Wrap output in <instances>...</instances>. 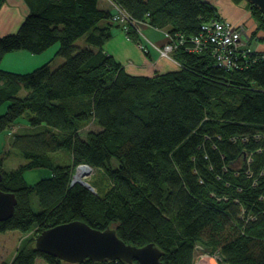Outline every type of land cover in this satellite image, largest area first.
Segmentation results:
<instances>
[{
  "label": "trees",
  "instance_id": "1",
  "mask_svg": "<svg viewBox=\"0 0 264 264\" xmlns=\"http://www.w3.org/2000/svg\"><path fill=\"white\" fill-rule=\"evenodd\" d=\"M100 1L30 0L18 30L0 35V106L8 102L0 133L26 113L31 125L50 126L15 134L13 145L27 159L18 168L6 170L0 160V188L18 197L0 231H37L0 264H37L39 257L63 264L36 249L35 239L76 219L100 229L116 225L123 239L139 246L154 242L165 264H196L198 246L223 264H264V51H235L236 66L228 68L217 63L211 43L201 52L179 45L177 69L131 74L104 50L120 24ZM114 1L133 19L188 38L222 18L206 0ZM248 2L260 20L252 36L263 39L264 14ZM125 33L142 41L133 24ZM82 36L85 46L76 44ZM55 45V56L65 58L56 69L53 57L28 72L1 66L9 52L42 54ZM92 121L99 129L83 137L80 129ZM60 150L68 151L70 163L53 160ZM83 163L102 170L109 184L91 180L95 193L72 183ZM37 167L51 175L29 184L25 173Z\"/></svg>",
  "mask_w": 264,
  "mask_h": 264
},
{
  "label": "crops",
  "instance_id": "2",
  "mask_svg": "<svg viewBox=\"0 0 264 264\" xmlns=\"http://www.w3.org/2000/svg\"><path fill=\"white\" fill-rule=\"evenodd\" d=\"M218 7L220 15L233 22H246L251 24L254 29L253 20H249L250 14L244 10V7L237 6L231 0H206ZM100 6L112 11L113 7L108 0H101ZM31 11L30 0H0V35L12 33L18 30L26 15ZM142 34L158 44L167 41V28H155L144 22L140 25ZM264 38V33H260ZM259 51H264V39L258 43H252ZM57 45L52 47L53 51H45L42 54H33L26 50H16L7 53L1 63L2 68L17 72H28L36 67L50 61L52 55H55ZM104 50L113 55L114 58L125 66L126 70L135 75H154L156 73H165L178 68V62L172 59L160 56L157 51L146 54L140 49L138 44L132 41L120 27L113 28V36L104 46ZM49 52V53H48ZM132 61L133 64H128Z\"/></svg>",
  "mask_w": 264,
  "mask_h": 264
},
{
  "label": "water",
  "instance_id": "3",
  "mask_svg": "<svg viewBox=\"0 0 264 264\" xmlns=\"http://www.w3.org/2000/svg\"><path fill=\"white\" fill-rule=\"evenodd\" d=\"M264 14V0H247ZM3 172L0 168V182ZM97 193L87 181H74ZM18 204L15 192L0 188V221L11 218ZM35 248L65 262L80 263L86 259L108 261L122 259L128 264H165L163 251L154 243L143 246L123 239L116 225L100 229L84 220L76 219L43 230L35 239Z\"/></svg>",
  "mask_w": 264,
  "mask_h": 264
},
{
  "label": "rangeland",
  "instance_id": "4",
  "mask_svg": "<svg viewBox=\"0 0 264 264\" xmlns=\"http://www.w3.org/2000/svg\"><path fill=\"white\" fill-rule=\"evenodd\" d=\"M108 1L111 4V6L113 7V9H115L116 5H118L117 2L114 0H108ZM231 1L234 4H236L237 6L240 5V7H242V6L244 7V10L250 14L249 20H251V19L253 20L255 27L253 29L252 25L248 24L247 21L246 22L245 21L244 22H233L230 20L229 21L233 25L237 26L238 29L240 27H242V29L239 31L242 32L244 30L246 32L247 37L243 36L244 41H246L245 42L246 45L251 46V44L255 41L260 43V41H262V39L252 36L255 28L258 27L260 20L258 18H256L251 4L247 0H239V1L231 0ZM210 3H212V2H210ZM212 4L215 5V3H212ZM126 14L128 15V13H126ZM120 23H119L120 28L125 29L126 22H120ZM124 32H125V30H124ZM166 36H167V33H166ZM165 43H163V44L156 43V44H158L160 46H164ZM76 44L79 46H85L87 44L86 36H82L81 38H79L76 41ZM137 44L140 47V44L139 43H137ZM53 48H54V46H53ZM140 49L143 51V49L141 47H140ZM50 50L52 53L53 49L50 48ZM50 50H48V51H50ZM152 51L153 52L157 51L158 54L161 56L159 50L152 48ZM171 55L173 57V52L171 53ZM52 57H53V59L51 61L52 69H56L65 61V58L63 56H59V55L53 56L52 55L50 58H52ZM172 60L175 63H177V60L174 57ZM128 64H133V62L129 61ZM26 93H27V90L25 88H22L21 91L19 92V95L24 96V95H26ZM7 104H8V102H5L2 106H0V113H3L5 111ZM49 129H50V126L45 124V123L41 124V125H31L29 123L28 114L26 113V114H24V116L19 118L17 120V122L12 127L1 132L0 133V160H3L4 169L12 170V169L18 168L22 163H25L27 161V159L13 145V139H14L15 134H17V133H21V134H23V133H36V132H40V131H47ZM98 129H99V125L96 122L92 121L89 124L82 127L80 129V133L82 134L83 137H85L89 131H91V130L96 131ZM52 157H53V160L59 164H67V163H70V161H71L70 155H69L67 150H60L58 152H54V153H52ZM79 167L80 166H78L76 168L74 175L77 174ZM86 170H87V167H85V171ZM85 171L82 172L81 174L79 173L81 176L84 175V178L82 177L81 181H87L88 183H90L92 185L91 180L93 182H95L96 184H101L102 183L101 181L103 180L104 185L109 184L108 178L106 177L104 179V174H103L102 170L92 168V170L89 169L88 172H85ZM95 172H96V174L92 178V175ZM50 175H51V170L49 168H46V167H37V168H33V169H28L25 173L26 180L28 181L29 184H34L38 180L45 178V177H48ZM92 187L97 192V188L94 185H92ZM32 204L36 210L40 209V206L38 203V198H37L36 194H33V196H32ZM36 232H37L36 228L32 232L27 233V234H23L20 230H17V229L16 230H8L6 232L0 231V261L10 260L15 255V253L17 252V250L20 247L23 240L27 237L34 236V234ZM198 263L215 264V258L209 257V256H203V257H201V259H199ZM37 264H49V263L45 260V258L39 257L37 260ZM63 264H77V263H70V262L63 261ZM219 264H223V263L219 262Z\"/></svg>",
  "mask_w": 264,
  "mask_h": 264
},
{
  "label": "built area",
  "instance_id": "5",
  "mask_svg": "<svg viewBox=\"0 0 264 264\" xmlns=\"http://www.w3.org/2000/svg\"><path fill=\"white\" fill-rule=\"evenodd\" d=\"M114 10V20L117 23L126 22L125 29L123 28V30L127 31L131 24L137 27L139 33L142 36V41L139 44L144 52H150V49L155 48L160 51L161 56L173 59L171 53L179 45H185L187 50L190 52H201L208 42L212 44L217 63L221 66L233 68L236 66V61L232 58V55L235 51L242 52L244 55L248 51H253L252 49L257 51L253 44H251V46L245 44L246 41H244L243 36H246V32L244 30L242 32L239 31L242 29V27L238 29L237 26L233 25L229 20L223 17L214 19L208 23H204L202 25L203 31H201V34L191 36L190 38L184 36L183 34L173 35L169 32H166L167 41L164 46H160L142 34L140 25L144 23L143 21L135 20L129 14L127 15V12L119 4L116 5ZM82 165L89 164L83 163L79 166ZM75 175L73 176L72 183L75 181ZM197 249L198 257L196 264H202L198 263V261L203 256L214 257L215 264H219L220 256L217 253L210 254L209 252H204L200 246H198Z\"/></svg>",
  "mask_w": 264,
  "mask_h": 264
},
{
  "label": "bare ground",
  "instance_id": "6",
  "mask_svg": "<svg viewBox=\"0 0 264 264\" xmlns=\"http://www.w3.org/2000/svg\"><path fill=\"white\" fill-rule=\"evenodd\" d=\"M85 167H87V170L85 171ZM89 169H91L92 170V168H91V166H89V165H82V166H80L79 167V169H78V172H77V174L75 175V180L76 181H81L82 180V177L84 178V175H80L82 172H88L89 171ZM80 173V174H79Z\"/></svg>",
  "mask_w": 264,
  "mask_h": 264
}]
</instances>
